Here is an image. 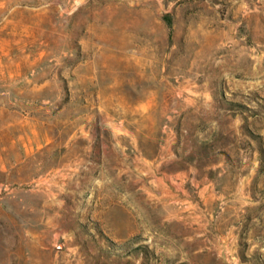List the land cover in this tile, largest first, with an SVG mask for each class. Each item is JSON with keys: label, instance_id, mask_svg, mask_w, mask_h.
<instances>
[{"label": "rangeland", "instance_id": "obj_1", "mask_svg": "<svg viewBox=\"0 0 264 264\" xmlns=\"http://www.w3.org/2000/svg\"><path fill=\"white\" fill-rule=\"evenodd\" d=\"M0 264H264V0H0Z\"/></svg>", "mask_w": 264, "mask_h": 264}, {"label": "crops", "instance_id": "obj_2", "mask_svg": "<svg viewBox=\"0 0 264 264\" xmlns=\"http://www.w3.org/2000/svg\"><path fill=\"white\" fill-rule=\"evenodd\" d=\"M236 191L240 193V191H241L240 183L238 184L237 188H235V192H236Z\"/></svg>", "mask_w": 264, "mask_h": 264}]
</instances>
